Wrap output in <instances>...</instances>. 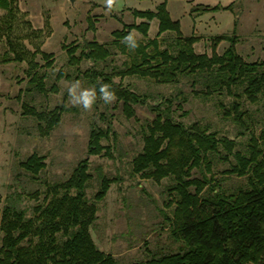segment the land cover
<instances>
[{
	"label": "trees",
	"instance_id": "16d2710c",
	"mask_svg": "<svg viewBox=\"0 0 264 264\" xmlns=\"http://www.w3.org/2000/svg\"><path fill=\"white\" fill-rule=\"evenodd\" d=\"M236 3L196 4L190 12L193 17L222 9L235 13ZM0 9L5 11L0 19V36H9L18 12L17 0H0ZM131 11L142 20L123 23L122 28L112 32L111 45L127 57L122 68L107 69L113 52L105 43L86 40L82 45L64 47L71 66L79 69L82 61L93 62L75 78L82 77L89 83L96 101L102 100L100 87L106 84L128 117L136 116V106L146 107L153 115L143 131V148L133 159L132 171L157 183L164 179L172 182L164 204L173 208V214L169 217L165 208L163 213L171 238L181 246L179 251L154 254L132 264H264V60L244 61L237 51L235 34L213 37L212 55L197 53L194 44L198 37L183 34L180 21L171 17L167 0L155 9ZM154 19L158 20V32L149 37ZM134 30L144 39L135 38ZM168 32L173 37H162ZM223 40L229 45L218 54L217 46ZM21 53L16 52L14 60L22 61ZM3 56L4 60L11 59L6 53ZM45 65L51 67L53 60ZM63 76L60 70L57 79ZM116 76H136L173 86L187 80L201 98L218 96L223 117L237 123L240 135H249L244 150L237 149L238 141L220 136L208 125L185 122L182 117L189 114L184 110L188 100L181 90L156 102L153 94L139 93L116 81ZM47 78V70L30 71L24 95L56 92L55 84L47 86ZM226 96L232 97L229 106L220 98ZM244 99L257 106L260 120L255 121L257 118L244 109ZM23 107L25 113L36 118L43 136L50 135L68 110L63 104L51 110L27 104ZM256 122L258 129L254 127ZM112 133L116 134L111 121L106 128L91 127L87 155L78 161L67 180L47 182L42 192L15 190L7 194L4 205H0V264H118L113 254L97 246L90 227L97 219V202L106 197L119 178L107 176L99 167L100 184L94 201L87 197L92 178L89 156L113 157L111 147L103 144ZM44 159L33 153L20 166L36 178L46 166ZM217 161L230 162L225 173L245 177L247 187L226 188L215 175ZM25 197L35 200L30 214L23 206Z\"/></svg>",
	"mask_w": 264,
	"mask_h": 264
},
{
	"label": "rangeland",
	"instance_id": "374dc122",
	"mask_svg": "<svg viewBox=\"0 0 264 264\" xmlns=\"http://www.w3.org/2000/svg\"><path fill=\"white\" fill-rule=\"evenodd\" d=\"M161 1L115 0L109 9L105 0H76L75 4L69 0H17L18 12L13 29L9 36H0V205H4L7 194L12 191L42 192L47 182L67 180L78 161L87 155L91 127L99 125L106 128L111 121L116 134H110L103 144L111 147L113 157L89 156L92 178L87 197L94 201L100 184L99 167L107 176L119 178L118 182L111 184L106 197L97 202V219L90 227L97 246L113 254L118 264H132L145 261L154 254L179 251L181 243L171 238L169 223L163 213L165 208L169 217L173 214V208L164 204L169 198L167 189L172 182L164 179L157 183L132 171L133 159L143 148V131L153 115L146 107L136 106V116L128 117L116 99L110 104L95 100L91 109L85 110L80 97L84 90L93 88L84 78L75 77L91 67L93 62L82 61L79 69L71 66L64 45H82L86 40L105 43L113 52L107 69L122 68L127 57L111 45L112 32L122 28L123 23L142 20L135 18L131 10L155 9ZM233 1L237 2L234 7L236 15L222 9L191 17V8L197 3L214 6L228 5ZM167 5L174 19H180L183 34L198 37L194 44L197 53L210 56L213 37L235 34L236 48L244 61L264 60V0H168ZM4 15L5 11L0 9V19ZM236 17L238 24L235 25ZM89 18L94 23L93 28L89 27ZM157 32L158 20L154 19L149 37H155ZM133 33L135 38L144 39L140 32L134 30ZM173 35L168 32L162 37L171 38ZM228 45L229 42L223 40L217 46V53L222 54ZM16 52H22V61L14 60ZM5 53L10 60H4ZM49 54L51 56L47 58ZM49 60H53V65L46 67ZM36 69L47 70V86L55 84L56 92L24 95L28 73ZM60 70L64 76L57 79ZM115 80L139 93L153 94L156 102L163 96H175L181 90L188 100L184 103V110L189 114L182 117L185 122L199 121L208 125L220 136L238 141L237 149L244 150L249 135H240L237 123L223 117L218 96L208 100L201 98L192 91L187 80L178 86L157 84L151 79L136 76L123 79L116 76ZM73 85H76V90L71 98L69 89ZM220 98L226 106L232 101L231 96ZM24 104L38 110H51L63 104L68 110L50 135L43 136L36 118L25 113ZM244 109L257 118L255 121L260 120L255 104L244 99ZM254 127L259 128L257 122ZM33 153L44 156L46 163L36 178L20 166V162ZM230 167V162L217 161L216 177L229 189L247 187L245 177L225 173ZM195 176L199 173L195 172ZM34 203L32 198H24L23 206L29 214ZM1 237L0 233V244Z\"/></svg>",
	"mask_w": 264,
	"mask_h": 264
},
{
	"label": "clouds",
	"instance_id": "9594fccd",
	"mask_svg": "<svg viewBox=\"0 0 264 264\" xmlns=\"http://www.w3.org/2000/svg\"><path fill=\"white\" fill-rule=\"evenodd\" d=\"M105 3L108 6V8L111 9V6L115 3V0H105ZM75 90H76V85H73L69 89V95H70L71 98H73ZM100 93H101L100 98L106 104H110L116 99L115 93L113 91H111L109 89V86L106 85V84L101 85ZM80 99L83 100V105L82 106H83V108L85 110L91 109V107H92V105H93V103L95 102V99H96V95H95L94 90H84V92H83L82 96L80 97ZM74 103L80 104L78 102H74Z\"/></svg>",
	"mask_w": 264,
	"mask_h": 264
},
{
	"label": "crops",
	"instance_id": "0c3cea01",
	"mask_svg": "<svg viewBox=\"0 0 264 264\" xmlns=\"http://www.w3.org/2000/svg\"><path fill=\"white\" fill-rule=\"evenodd\" d=\"M163 1V0H162ZM161 1V2H162ZM180 1V0H179ZM167 2H168V0H167ZM159 4V3H158ZM197 4H203V3H197ZM167 8H168V5H167ZM168 10H169V12H170V14H171V17L174 19V17L172 16V13H171V11H170V9L168 8ZM132 12V11H131ZM190 14H191V12H190ZM191 17H193L192 15H191ZM194 18H196V17H194ZM175 20H179L180 21V19L179 18H176L175 17ZM180 23H181V21H180ZM181 28H182V25H181Z\"/></svg>",
	"mask_w": 264,
	"mask_h": 264
},
{
	"label": "water",
	"instance_id": "95a60500",
	"mask_svg": "<svg viewBox=\"0 0 264 264\" xmlns=\"http://www.w3.org/2000/svg\"><path fill=\"white\" fill-rule=\"evenodd\" d=\"M72 4H75L76 0H69Z\"/></svg>",
	"mask_w": 264,
	"mask_h": 264
}]
</instances>
